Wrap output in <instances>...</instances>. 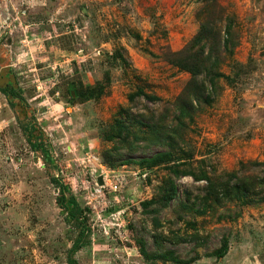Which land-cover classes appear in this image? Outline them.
<instances>
[{
    "label": "rangeland",
    "instance_id": "rangeland-1",
    "mask_svg": "<svg viewBox=\"0 0 264 264\" xmlns=\"http://www.w3.org/2000/svg\"><path fill=\"white\" fill-rule=\"evenodd\" d=\"M230 18L222 76H201L212 98L180 118L191 74L167 53ZM253 161L264 162V0H0V264H264V164ZM101 168L112 182L95 193ZM186 170L216 189L250 179L252 202L198 207L207 182ZM56 177L83 209L78 248ZM171 182L179 196L165 206ZM170 249L182 263L155 257Z\"/></svg>",
    "mask_w": 264,
    "mask_h": 264
},
{
    "label": "trees",
    "instance_id": "trees-1",
    "mask_svg": "<svg viewBox=\"0 0 264 264\" xmlns=\"http://www.w3.org/2000/svg\"><path fill=\"white\" fill-rule=\"evenodd\" d=\"M233 27L234 22L233 19H228L225 28L220 30L216 28L214 23L204 22L200 31L194 36L182 49L178 51H169L167 53V60H169L175 66L187 70L191 74V78L189 79L186 87L182 93V95L177 99L176 107L179 110L178 116L182 118L185 115L190 116L191 106L200 105L202 102L209 101L212 98V92L208 88L206 81L201 76L205 75L209 78V82L212 86L215 79H219L222 76V73L218 71L217 67L219 64V56L221 47L228 52H233L234 49V38H233ZM207 80V79H206ZM142 92L141 90L139 91ZM208 92V93H207ZM207 93V94H206ZM145 94V93H143ZM134 95L132 96V98ZM189 111H187V109ZM151 129H155L154 127L160 130L159 126L150 125ZM176 128V127H175ZM175 130V129H174ZM173 130V131H174ZM159 138L162 140L161 142H167L172 144L174 139H171L169 142L166 136ZM30 143L36 148L37 142H33L30 138ZM163 144V143H162ZM172 151H163L159 152L153 157L143 158L140 163L143 166L152 167L157 165L161 161L167 160ZM125 163L122 161L121 164ZM254 165H262L264 162L260 163L257 161H253ZM177 174H181L178 170L174 169ZM190 173L195 176L197 180H206V193L203 195L202 199H199L198 207H205V204L212 198L213 201L216 202H224L226 200L238 199L241 203L246 204L252 202L251 194L254 192V186L252 185L250 179L241 178L239 182H234L232 185V179L228 180L224 184L221 185L218 189L214 186V181L207 174V172H203L201 175L196 174L194 171L186 170L182 171V174ZM233 175V173H232ZM54 182L60 187L62 196L60 197V203L64 206V208L69 209L68 214L76 221V226L78 225L80 231L77 234V237L74 241V247L78 248L83 243V238L85 236V228L80 221L82 217L83 209L75 196L72 194L70 196L67 195V192L70 191V187L68 184L63 183L59 178H54ZM233 183V182H232ZM258 186L262 187L264 190V176L259 179ZM179 196L177 186L174 182L169 183L168 187L165 189L164 194L161 196L160 202L165 206L170 205L172 200L177 199ZM264 198V197H263ZM156 200L153 199L145 203V205H151L155 203ZM193 206H197V203H192ZM209 205V204H208ZM197 207V208H198ZM69 216V215H68ZM141 242V248L144 255L149 256L147 250L145 249V242ZM228 250V237L223 236L221 245L214 249L212 253L217 256L218 259H222ZM155 257H162L165 259L174 260L178 263H182V260L176 255L175 251L170 249L165 252L158 253Z\"/></svg>",
    "mask_w": 264,
    "mask_h": 264
},
{
    "label": "built area",
    "instance_id": "built-area-1",
    "mask_svg": "<svg viewBox=\"0 0 264 264\" xmlns=\"http://www.w3.org/2000/svg\"><path fill=\"white\" fill-rule=\"evenodd\" d=\"M98 160V157H97ZM94 175V182H95V186H94V191L95 193H103L104 192V188L108 185H111V179L109 178L111 175L110 170L107 169H97V171L93 172ZM102 176V179L104 181L103 184L100 183L99 181V177ZM119 184L114 185V188L116 189L115 191H117L120 187Z\"/></svg>",
    "mask_w": 264,
    "mask_h": 264
},
{
    "label": "water",
    "instance_id": "water-1",
    "mask_svg": "<svg viewBox=\"0 0 264 264\" xmlns=\"http://www.w3.org/2000/svg\"><path fill=\"white\" fill-rule=\"evenodd\" d=\"M99 181H100L101 184L104 183V181H103V179H102V176L99 177Z\"/></svg>",
    "mask_w": 264,
    "mask_h": 264
}]
</instances>
